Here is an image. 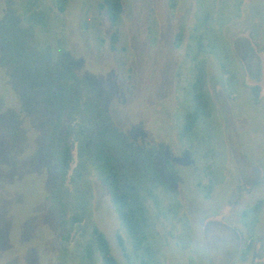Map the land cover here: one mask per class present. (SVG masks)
Returning <instances> with one entry per match:
<instances>
[{"label": "rangeland", "instance_id": "1", "mask_svg": "<svg viewBox=\"0 0 264 264\" xmlns=\"http://www.w3.org/2000/svg\"><path fill=\"white\" fill-rule=\"evenodd\" d=\"M100 1L68 0L60 13L37 0L42 10L27 17L44 20L47 33L18 23L21 0H0V264H101L93 227L118 264H264V0H121L113 52ZM198 69L211 116L180 138ZM49 90L56 104L45 116ZM56 111V136L80 125L89 145L107 132L123 186L146 210L141 249L75 143L60 217L49 138ZM209 201L227 210L226 235L196 257L186 221ZM60 219L69 229L63 250Z\"/></svg>", "mask_w": 264, "mask_h": 264}, {"label": "trees", "instance_id": "2", "mask_svg": "<svg viewBox=\"0 0 264 264\" xmlns=\"http://www.w3.org/2000/svg\"><path fill=\"white\" fill-rule=\"evenodd\" d=\"M52 1L56 11L60 13L65 10L68 2V0ZM20 4V8H22V10H18L19 16H16L19 19L18 23H23L25 25L30 24V26L32 27H37L39 30L49 33L44 20L39 24L37 21H32L31 19H29L28 17L30 16L27 17L28 14H31V11L42 10L40 7H38L37 0H21ZM98 8L102 11L107 25L110 28L109 49L113 52L115 51V42L117 40L116 26L123 9L122 1L101 0L98 3ZM44 17L47 24H50L45 12ZM40 27L42 28L40 29ZM180 36L181 33L178 32L175 36V46H178ZM75 80L76 79L74 78V81ZM204 81L205 73L201 69H198V71L194 75V81L192 83L190 108L185 113L179 129L180 138L191 133L199 120L206 119L211 116V106L203 90ZM44 92H46V90ZM52 93L53 91L49 90L46 95L48 97H46L47 100L45 104V116H49L52 113L54 104H56V99L52 96ZM75 109L76 105H72L71 110L74 111ZM60 116V111H56L54 119L50 124L49 130V138L53 141V148L51 153L54 165L56 186L55 188H53V190L58 196V200L56 203L57 208L60 211L61 206L59 202V195L62 193V189H64L68 185L67 174L73 161L71 149L72 143H75L78 147V154L81 158L82 164H87L90 168H92L98 181L104 187L109 201L113 207L114 213L117 217V220L121 228L130 239L132 247L135 250L141 249L147 240L146 230L148 227V218L146 210L138 194L134 192L129 185H126V187L123 186L121 175L118 169L119 158L118 155L111 150L112 144L107 139V132H105V130L99 129L96 133V136L93 140H91L89 145L85 144L86 139L84 136H82L83 133H80L77 129V127H79L80 125L73 127L68 124L62 130V132L56 136L60 126ZM75 198L77 199V205L81 206L85 203L80 202L81 197ZM244 213L245 212H243V214ZM61 216L62 212L60 211V217ZM72 219L74 220V222L79 221V217L77 215H74ZM58 224H60V226L58 225V229H60L59 235L63 250L68 240L69 229L63 228V219H60L58 221ZM92 234L100 263L118 264L111 253L109 242L103 232H101L96 227H93ZM115 238L117 246L125 256L123 240L121 236L119 234H116ZM243 252L245 251L243 250ZM140 264H154V262L150 257H144L140 260Z\"/></svg>", "mask_w": 264, "mask_h": 264}, {"label": "clouds", "instance_id": "3", "mask_svg": "<svg viewBox=\"0 0 264 264\" xmlns=\"http://www.w3.org/2000/svg\"><path fill=\"white\" fill-rule=\"evenodd\" d=\"M227 210L209 201L195 210L186 221L189 252L196 257L206 256L226 235Z\"/></svg>", "mask_w": 264, "mask_h": 264}]
</instances>
